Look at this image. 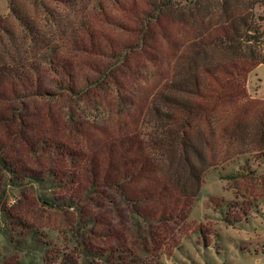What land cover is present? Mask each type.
<instances>
[{
  "label": "rangeland",
  "instance_id": "obj_1",
  "mask_svg": "<svg viewBox=\"0 0 264 264\" xmlns=\"http://www.w3.org/2000/svg\"><path fill=\"white\" fill-rule=\"evenodd\" d=\"M38 1L33 6L27 5V13L31 18L39 14V19H31L34 25L48 15V23L40 24L49 40L65 29L71 16L83 14L79 11L86 9L88 3V0H63L64 4ZM106 4L85 18L93 31H89L92 39L78 40L84 43L61 49L60 39L64 35H57L55 42L59 41L58 48L63 51L56 61V67L64 74L60 79L56 81L55 76L45 72L42 81L34 82L37 84L19 98L0 96V150L12 172L8 174L0 167V212L5 214L0 228L7 229L14 242L29 231L38 232L49 264H55L61 255L66 256L69 264H82L84 249L95 256L92 264H103L99 255L110 256L115 264H158L159 256L163 264H264V165L260 168L262 177L239 183L210 173L191 210L188 225L184 223V215L179 214L169 221L145 223L134 217L115 190L97 183L90 192L92 180L98 181L106 171L105 146L123 136L138 138L147 102L170 78L171 67L167 62L172 55L173 59L178 57L186 36L182 31L174 32V36L173 30L170 43L165 40L161 45L152 43L147 52L118 74L117 85L111 84L113 80L106 81L93 96L72 102L57 95L54 82L67 84L64 79L69 81V74L75 81L71 83L76 85L77 79L88 73L90 64L95 68L106 65L111 58L107 54H112L109 50L113 52L116 46L128 42L125 15L119 14L115 19L120 20V26L113 25L114 18L109 17ZM8 6L9 0H0V18L9 15ZM259 13L264 18V7ZM57 22L61 23L60 28L55 25ZM17 29L20 34V28ZM247 86L252 95L264 99V65L251 72ZM261 99L258 102L263 104ZM252 148L264 151V147ZM235 152L231 151L226 160ZM94 157L102 166L89 173L88 160ZM132 157L136 159L137 154ZM126 161L116 159V173L122 172ZM50 172L59 183L56 189L50 190L46 185L40 191L30 182L32 177L44 179ZM159 179L157 172L141 175L132 183V189L142 193L158 188ZM41 196L53 197L56 202L46 205ZM226 200L232 202L233 214L242 210L239 220L225 215V220L230 221L227 224L220 221ZM195 224L203 225L208 232L206 238L201 229L194 230ZM48 232L56 234L58 240L51 239ZM72 233L82 236L84 243H72ZM6 248L0 238V264H20L21 256Z\"/></svg>",
  "mask_w": 264,
  "mask_h": 264
},
{
  "label": "trees",
  "instance_id": "obj_2",
  "mask_svg": "<svg viewBox=\"0 0 264 264\" xmlns=\"http://www.w3.org/2000/svg\"><path fill=\"white\" fill-rule=\"evenodd\" d=\"M43 2L64 4L63 0ZM106 2L108 15L114 18L113 25L120 26V20L115 19L119 14L125 15L128 42L116 46L113 52L109 50L112 54H107L111 58L106 65L95 68L90 64L88 73L77 79L76 85L71 83L75 81L69 74L70 80L64 79L67 84L54 82L57 95L72 102L93 96L106 81L113 80L111 84L117 85L118 74L147 52L152 43L161 45L163 40L170 43L173 30V35L182 31L186 36L178 57L173 59L172 55L167 62L171 67L170 78L147 102L138 138L123 136L105 146L106 171L98 181L92 180L90 192L97 183L115 190L134 217L145 223L169 221L179 214L184 215V223L188 225L191 210L210 173L216 172L219 179L238 183L262 177L264 151L252 147H264V103L258 102L247 84L251 72L264 65V18L259 13L264 0H88L86 9L79 11L83 14L71 16L65 22V29L51 37L53 40L47 39L40 24L46 22L48 15L38 25L31 23V19H39L38 13L34 18L28 16L27 5L33 6L38 0H9V15L0 18V96L19 98L37 84L34 82H41L45 72L55 76L56 81L60 79L64 74L56 67V61L63 51L58 48L59 41L55 42L57 35H64L60 39L61 49L84 43L78 40L92 39L85 18L102 10ZM55 25L60 28L61 23ZM231 151L236 152L226 160ZM134 153L136 159L132 157ZM118 158L128 159L119 174L115 170ZM88 161L89 173L101 165L97 157ZM0 167L12 173L1 150ZM156 172L160 178L158 188L142 193L132 189L139 176L156 175ZM31 181L40 191L46 185L50 190L56 189L59 184L52 172L44 179L32 177ZM41 200L49 206L56 202L49 196H41ZM226 201L220 219L225 224L230 222L225 220V215L239 220L242 211L233 214L232 202ZM1 215L0 212V224L5 219V214ZM195 227L206 238L208 232L203 225L195 224ZM29 233L31 239L27 237ZM47 235L58 240L52 232ZM0 238L6 249L21 256L20 264H49L38 232L29 231L19 237V242H14L7 229L0 228ZM71 241L80 245L84 238L72 233ZM93 257L84 249L82 264H92ZM161 257L156 260L158 264H163ZM98 258L103 264H115L110 256ZM55 264H69V261L61 255Z\"/></svg>",
  "mask_w": 264,
  "mask_h": 264
},
{
  "label": "crops",
  "instance_id": "obj_3",
  "mask_svg": "<svg viewBox=\"0 0 264 264\" xmlns=\"http://www.w3.org/2000/svg\"><path fill=\"white\" fill-rule=\"evenodd\" d=\"M258 99L260 100L261 98L258 97ZM261 100H264L263 98Z\"/></svg>",
  "mask_w": 264,
  "mask_h": 264
}]
</instances>
